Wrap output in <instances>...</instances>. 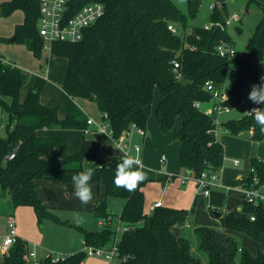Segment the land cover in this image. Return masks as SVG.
Segmentation results:
<instances>
[{
	"label": "trees",
	"instance_id": "obj_1",
	"mask_svg": "<svg viewBox=\"0 0 264 264\" xmlns=\"http://www.w3.org/2000/svg\"><path fill=\"white\" fill-rule=\"evenodd\" d=\"M87 1L91 0H81L78 6ZM98 1L105 4L106 13L85 30L81 41L52 44L51 53L66 59L61 87L70 101L64 118H60L58 106L47 105L41 99L46 79L38 76L36 84L22 98L28 75L16 63L0 56V108L8 114L5 135H0V187L3 192H9L12 209L32 206L39 223L46 218L57 219L38 196V182H72L74 174L85 170V160L91 159L90 168L95 170L91 185L96 216L113 217L108 207L109 197L124 200L117 217L129 228L118 243L121 264H202L192 253L189 239L173 231V227L186 224L187 209L161 205L147 211L144 187L148 179L132 192L114 185L115 169L123 155L101 159L100 141L84 137L79 150L59 157L52 154L53 150L67 139L46 136L41 130L86 129L88 116L78 105V99L95 102L101 116L107 114L115 136L132 124L146 130L157 89L160 100L154 110L156 122L162 132L173 131L175 142L180 146V171L173 176L186 169H193L197 174L221 170L224 145L208 133L215 126L213 118L194 103L201 101L206 105L212 101V94L205 88V83L212 81L218 87L225 86V103L233 108L245 98L249 84L260 80L259 64L264 65V0H248V4H258L263 15L246 44V51L234 57L217 52V45L222 41L234 45L225 23V0H220L222 3L211 10L209 22L215 24L210 29L191 26L187 14L173 0ZM200 3L201 0H187L189 16L197 15ZM16 10L24 13L23 22L15 28L17 42L25 44L41 59L44 40L39 33V0L0 3L2 16ZM170 23L178 27V33L168 28ZM188 28L191 31L186 33ZM237 30L242 28L237 26ZM174 59L181 64L183 78L180 80L173 72ZM229 65L234 70L230 71ZM224 126L232 135L248 134L258 143L257 155L251 157L254 171L228 183L249 182L254 176L263 180L264 132L254 117L230 119ZM12 152L15 156L9 159ZM101 188L105 194L103 200ZM219 219L224 229L252 238L261 248L253 253L239 246L233 237L226 244L219 243L214 228L198 226L200 245L207 251L210 264H236L239 252L241 264H264V206L243 202L241 216L226 212ZM82 230L84 241L93 247L108 245L115 236L111 225L100 230ZM26 247L27 243L19 238L1 264H27L23 259ZM86 256L87 252L82 249L58 261L46 259L43 264H79Z\"/></svg>",
	"mask_w": 264,
	"mask_h": 264
},
{
	"label": "rangeland",
	"instance_id": "obj_2",
	"mask_svg": "<svg viewBox=\"0 0 264 264\" xmlns=\"http://www.w3.org/2000/svg\"><path fill=\"white\" fill-rule=\"evenodd\" d=\"M225 1L227 3V18L225 23L228 27V32L232 37L237 53L243 54L246 51V44L250 36L252 35L256 25L263 15L262 9L255 2L248 4V0ZM173 2L176 3V5L184 13L187 14V21L191 26L206 25L209 22L210 15L212 13L210 10V5L213 3H217L218 5L221 4L220 0H201L197 15L195 17H191L188 15L187 0H173ZM235 14H238L240 19H235ZM228 21L230 22L229 24L227 23ZM210 23H213V21H210ZM237 26H240L242 30L238 31ZM190 31L191 29L188 28L186 33H189ZM3 43H6L7 45L5 47L10 49L7 51V53L0 52V54H3L7 58H5L7 61L11 60V62H15L28 75V83L22 89L24 96L37 82V76L32 73L34 72L38 76H42L44 79H46V84L41 92V99L50 106H58L59 116L66 114L70 98L61 87V82L66 70V59L53 53L50 54L48 50H45L46 52H44L45 54L43 55L44 57L42 59H36L34 56H32V53L29 51L27 46L23 43L11 41V38H9L7 42ZM47 57H49L48 61L46 59ZM47 68L48 73L46 72ZM259 72V76L264 75V65L262 63L259 64ZM259 83V79L251 82L249 84L245 98L238 105L233 107L229 113H225L220 117V121L222 122L220 126V133H224L223 126L225 122L230 119H241L246 115L243 113L247 111L253 104L248 99V93L250 92L251 86L253 84ZM159 98L160 94L156 89L153 99V109L148 120V122H151L153 126H156L157 124L154 116V107L157 105ZM77 103L83 104L85 111L94 118L96 123H101V116L98 114L99 110L95 102L88 99H80L77 100ZM204 106L209 107L210 103ZM7 122L8 114L2 111L0 108L1 136L5 135V125ZM94 126H96L98 130V125L94 124ZM62 131H65V133L63 132L62 136H66L67 141L65 144L59 145L58 147L69 152L68 150L73 149L70 147L74 146V142L71 134L67 133L72 132L73 135H76L79 138V141H81L83 138V130L76 128L67 130L65 129ZM98 131L102 133L100 130ZM166 135L170 138L171 145H175L174 132L169 131ZM227 135L228 136H224L221 134V138L225 143L226 151L225 168L228 170L225 172V175L228 177L233 174V172H230L231 169L241 168L245 165V160L241 156V150L246 149L252 156V154L257 152V145L253 144L256 142L251 140L248 134L242 133L241 135L235 136L229 133ZM100 136L101 137H99V140L102 143L100 156L105 158L111 149V145L109 144V140L106 138L107 136L104 133L100 134ZM146 136H148V131ZM229 137H231L232 142L231 140L230 142H226V140H229ZM233 157H237L240 160L239 167L233 166ZM89 163L90 160L85 161V169L90 168ZM154 165L155 162L152 166L154 167ZM164 168L165 166L163 169ZM143 170H146V168H143ZM149 174L152 175V177L148 178V182L145 186L146 209L152 210V203L161 198L162 200H165L166 204L180 206L189 210V217L187 220L188 225L185 224L182 227H178L177 233H180L182 236H185L189 239L192 253L200 258L202 264H210V261L207 251L202 249L200 245V237L196 231V227L198 226H208L214 228L216 231L215 237L219 243L226 244L228 239L233 237L237 240L239 246L249 249L253 253L257 252V250L261 248L260 244H257V242H255L252 238L247 236H239L224 229L221 225L219 219L220 217H217L216 215V212H220L221 214L233 212L236 216L242 215L243 195L239 190H227L223 186L218 185L212 188V193L210 196H205L197 189V186H195L194 182L192 181L182 183L178 177H175L171 179L172 182L166 183L165 178H163L165 179L163 180L162 178L153 177V173ZM164 182L165 185H163ZM100 195H103L102 188L100 190ZM123 204L124 200L122 198H108L109 210L114 214L113 225L118 214L122 210ZM210 206L212 207L210 208ZM10 208V194L8 191L3 192L0 187V214H5V210H9ZM56 215L57 219L46 218L42 223H39L38 220L35 230L30 229V233H34L33 238H35L37 245L40 247V255L42 256L47 255L48 253H53L55 255L67 254L68 252H71L69 249L73 247L75 250L82 247L84 248L82 242L84 241V234L82 233V230L79 228V226H84V228L87 230L100 227H98V221H100V219H97L94 212L91 211L63 209L56 211ZM27 228H32L31 224L27 223ZM120 234L121 231L119 232V235ZM29 245H31V243ZM240 254L241 253L239 252L237 255L236 264H241ZM93 257L105 261L102 256L88 255L83 260L84 264H89ZM101 262L102 261H97L95 264H99Z\"/></svg>",
	"mask_w": 264,
	"mask_h": 264
},
{
	"label": "built area",
	"instance_id": "obj_3",
	"mask_svg": "<svg viewBox=\"0 0 264 264\" xmlns=\"http://www.w3.org/2000/svg\"><path fill=\"white\" fill-rule=\"evenodd\" d=\"M81 0H39L40 2V19H39V33L44 40L43 48L51 52L52 44L56 41H63L68 43H77L81 41L84 37L85 30L94 25L99 19H101L106 13V6L103 2L98 0L87 1L80 6L78 4ZM222 3V2H220ZM218 4L213 3L210 5V10H213ZM235 19H240L238 14L234 15ZM230 23L229 21L227 22ZM215 23L208 22L204 25L205 29H210ZM168 28L173 33H178V27L170 23ZM217 52L221 56L234 57L237 54L236 48L233 44L227 42H221L217 45ZM173 72L175 77L180 80L183 78V73L181 72V64L178 59H174ZM205 88L212 94V101L209 107H205L203 102L195 101L194 105L206 114L213 118L214 127L208 130L210 135H213L215 139L218 140V133L221 126L220 117L231 111V107L225 103V86L218 87L212 81H207L205 83ZM261 105L252 104L248 110L254 107H260ZM104 116V117H102ZM101 116V123H96L92 117H89L87 122L89 125L97 124L98 130L103 133L108 134L113 143L115 151L118 155L130 154L133 156H138L142 161L143 148L137 142L132 140V133L136 131L141 136L146 134V130L132 124L130 128L123 131L118 136L114 135V131L108 122L107 114ZM225 132L228 133L229 130L225 127ZM15 156V152L8 155L9 159ZM165 160V156L161 157V161ZM240 160L238 158L233 160L234 165H239ZM220 171H202L197 174L193 169H186L183 173L178 174L177 177L182 183L187 181L195 182L197 189L204 194L209 196L211 194L212 188L214 186L221 185L227 190L233 188H238L243 195V201L249 203L253 206H264V179H260L258 176H254L249 182L243 181L237 185H232L228 182H223L220 177ZM254 168H250V172H253ZM162 202L157 201L152 209L156 206H161ZM212 206H210L211 208ZM254 220L255 216H251ZM113 217L100 218V226L103 228L105 226L111 225L115 231V236L112 242L108 245L102 247L88 246L85 241L83 242L84 250L87 252V256H102L105 259L106 264H121L123 258L120 256L119 241L122 233L126 231L129 227L122 223L121 219L117 217L113 225ZM121 234L119 235V232ZM17 219L14 214H9L5 221V230L0 231V264L6 255L10 254L12 246L19 239ZM67 254L55 255L53 253H48L47 255H40L35 247H29L27 245L26 250L23 254V259L27 264H43L46 259H51L52 261H58L65 258ZM79 264H84L81 261Z\"/></svg>",
	"mask_w": 264,
	"mask_h": 264
},
{
	"label": "crops",
	"instance_id": "obj_4",
	"mask_svg": "<svg viewBox=\"0 0 264 264\" xmlns=\"http://www.w3.org/2000/svg\"><path fill=\"white\" fill-rule=\"evenodd\" d=\"M5 1H9V0H0V3L5 2ZM23 20H24V13L21 10H16L15 12H13L9 16L0 15V41H1L0 42V52L7 53V51L10 49L8 47H5L7 44L3 43V42H7L9 38L12 39L13 36H16L15 35V28L18 24L22 23ZM44 52H46V51L45 50L43 51L42 58L44 57L43 56L45 54ZM49 53L51 54V52H49ZM0 56H2L4 59L6 58L3 54H0ZM32 56H34L33 53H32ZM34 58H36V57L34 56ZM6 59H5V61H7ZM46 59L48 61L49 57H47ZM10 62H11V60H10ZM46 72L48 73V68H47ZM32 73L38 77V75L36 73H34V72H32ZM64 76H63V79H64ZM40 77H42V76H40ZM63 79H62V82H63ZM62 82H61V84H62ZM25 96H26V94H25ZM25 96L22 93V98H24ZM78 100H80V99H78ZM159 100H160V98H159ZM69 101H70V99H69ZM45 104H47V103H45ZM47 105H49V104H47ZM78 105L87 114L88 118L92 117L91 115H89L85 111V109L83 108V104L78 103ZM156 106L154 107V110H155ZM66 114H63V116H60V118H64L66 116ZM98 114L101 116L100 111L98 112ZM223 127L225 129V126H223ZM147 128H146V133L148 131V136H146V134L144 136H141L136 131H133V133H132V140L134 142H137L140 145H142V148H143L142 159H143L144 163H143L142 169L146 168V170H143L146 173V177H147L146 179H148L149 177H152V175H150L149 173H153V175H154L153 177L162 178V179L165 178L166 183L167 182L170 183V182H172L171 181L172 178L177 177V176H173V175L180 171V167H179V149H180V146L176 142L174 143L175 145H171L170 138L166 135L167 133L162 132L160 129V126L158 124H156V126L155 125L153 126L151 124V122H148ZM62 130H65V129L44 128L43 130H41V133L46 135V136H60V137H65L67 139L66 136H62L63 132L65 133V131H62ZM220 131H221V129H219L218 140L223 143L224 148H225V143L223 142V139L221 138V134H223L224 136H228L227 134H229V132L226 133L224 130V133H225L224 134L222 132L220 133ZM102 133H100L97 130V128H96V126H94V124H91L90 126H87L86 129L83 130V138L86 137L88 139H94V140L100 141L99 137H101L100 134H102ZM67 134H71V136H72L74 146L70 147V148H73V149L68 150L69 152H67V150L60 149V147L57 146L53 150L52 154L58 155L59 157H65L69 153L75 152L81 148L83 138L81 139V141H79V138L76 135H73L72 132H69ZM104 134L107 136L106 138L109 140V144L111 145V149L109 150V153L105 158L101 157L100 153H99V157L101 159H107L110 156L118 155V153L115 151L114 143H113L111 137L106 133H104ZM88 135H91V136H88ZM228 139L229 140H226V142H228V141L230 142L231 137H229ZM231 142H232V140H231ZM100 143H101V141H100ZM253 144L257 145L256 151L258 152V143L256 142ZM101 149H102V143H101ZM101 149H100V151H101ZM257 152L255 154H252V156H251V154L246 149L241 150V156L245 160V165L241 168L231 169L230 172H233V174L228 176V177L225 175V172L228 171L225 168V157H226V155H225L224 156V164H223V167L220 171V177L222 178V180L230 182V181L235 180V179H242V178L246 177L250 173L251 157L256 156ZM225 154H226V151H225ZM163 155L165 156V160L161 161V157ZM236 158L237 157L232 158V164H233V160ZM87 160H90L89 164L91 167L92 160L91 159H87ZM87 160H85V161H87ZM154 162H155V165L153 167L152 165L154 164ZM145 164H146V166H145ZM164 166H165V168L163 169ZM233 166L239 167V165L236 166L234 164H233ZM181 173H183V171H181L180 174ZM165 179H163V180H165ZM194 184H195V182H194ZM163 185H165V182ZM195 186H196V184H195ZM233 189L239 190L238 188H233ZM73 192H74V188H73L72 182L62 183L60 181H45V180H40L38 182V187H37L38 196L41 198V200L44 202V204L51 210V212L54 213L55 215H56V211L63 210V209H66V210L67 209L87 210V211L94 212V214H95L96 201L94 199H92V201L89 204L82 205L80 203V201L73 195ZM144 192H145V187H144ZM211 193H212V191H211ZM104 198H105V194L103 192V195L102 196L100 195V199L103 200ZM157 201H161L162 205H164V206L185 209V208L180 207V206L166 204L165 200H162L161 198H159L155 202H153L152 205H154ZM147 211H151V210H147ZM11 212H12V214L15 215V217L17 219V228H18L19 237L22 240H24L29 247H35L37 249L38 253L40 254L41 249L37 245L35 238H33L34 233H30V229L35 230L36 223L38 221V217H37V214H36L34 208L32 206H18L17 208H14V209H12V207H11L9 210H5V214H0V231L5 230L6 217ZM95 216H96V214H95ZM96 218L100 219L97 216H96ZM27 223L31 224L32 228H27ZM186 225H188V222H186ZM99 226H100V223L98 221V227ZM79 228L81 230L86 229V228H84V226H79ZM101 228L102 227L100 226L99 228H93V229H88V230H100ZM177 230H178V226L173 227V231L175 233H177ZM82 233H83V230H82ZM177 234H180V233H177ZM30 243H31V245H29ZM82 249H83V247L75 250V248L73 247V248L69 249V251H71V252H68L67 254L75 253V252H78ZM97 261H102L99 264H106V262L104 260H102V259L99 260L96 257H93V259H91V262H89V264H95Z\"/></svg>",
	"mask_w": 264,
	"mask_h": 264
},
{
	"label": "clouds",
	"instance_id": "obj_5",
	"mask_svg": "<svg viewBox=\"0 0 264 264\" xmlns=\"http://www.w3.org/2000/svg\"><path fill=\"white\" fill-rule=\"evenodd\" d=\"M229 70H234V66L229 65ZM248 99L255 105L245 111L243 114L254 117L256 124L260 126L261 132H264V75L260 77L259 84H253L248 93ZM95 170L88 168L79 171L72 176L74 192L73 195L80 201L82 205L89 204L93 199V189L91 181ZM146 173L142 169V161L138 156L124 154L115 169L113 183L117 188H123L126 191H135L139 184L146 180Z\"/></svg>",
	"mask_w": 264,
	"mask_h": 264
},
{
	"label": "water",
	"instance_id": "obj_6",
	"mask_svg": "<svg viewBox=\"0 0 264 264\" xmlns=\"http://www.w3.org/2000/svg\"><path fill=\"white\" fill-rule=\"evenodd\" d=\"M223 5V4H222ZM17 40V37L16 36H14L12 39H11V41H16ZM216 215H217V217H220L221 216V213L220 212H216Z\"/></svg>",
	"mask_w": 264,
	"mask_h": 264
}]
</instances>
